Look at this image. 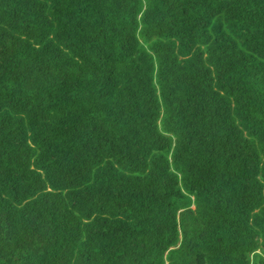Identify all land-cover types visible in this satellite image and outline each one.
<instances>
[{"label": "trees", "instance_id": "16d2710c", "mask_svg": "<svg viewBox=\"0 0 264 264\" xmlns=\"http://www.w3.org/2000/svg\"><path fill=\"white\" fill-rule=\"evenodd\" d=\"M0 264H264V0H0Z\"/></svg>", "mask_w": 264, "mask_h": 264}]
</instances>
